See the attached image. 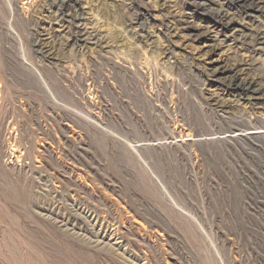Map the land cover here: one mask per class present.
I'll return each instance as SVG.
<instances>
[{
  "label": "rangeland",
  "instance_id": "rangeland-1",
  "mask_svg": "<svg viewBox=\"0 0 264 264\" xmlns=\"http://www.w3.org/2000/svg\"><path fill=\"white\" fill-rule=\"evenodd\" d=\"M0 264H264V0H0Z\"/></svg>",
  "mask_w": 264,
  "mask_h": 264
},
{
  "label": "bare ground",
  "instance_id": "bare-ground-1",
  "mask_svg": "<svg viewBox=\"0 0 264 264\" xmlns=\"http://www.w3.org/2000/svg\"><path fill=\"white\" fill-rule=\"evenodd\" d=\"M251 3H256V0H249ZM260 2V1H259ZM250 4V3H249ZM258 7V6H257ZM263 7V6H262ZM251 8H253V7H251ZM260 9V8H259ZM211 12V11H210ZM214 12V11H213ZM218 12H220V11H218ZM217 14V13H216ZM226 16V15H225ZM229 16V15H228ZM88 35V34H87ZM253 36V35H252ZM81 37V36H80ZM254 37V36H253ZM82 38H84V37H82ZM79 39V38H78ZM85 39V38H84ZM83 39V40H84ZM262 39V38H261ZM80 40V39H79ZM82 40V39H81ZM260 41V40H259ZM261 42V41H260ZM238 64V63H237ZM223 67V66H222ZM222 67H220V68H217V69H214L213 70V74H216V75H221V76H223L225 73H226V70L225 69H223ZM225 67V66H224ZM233 67V66H232ZM231 68V67H230ZM229 69V68H228ZM231 72H232V74H231V76H229L228 75V81H229V86H232V85H234L233 87H236L237 89H239L241 92H242V94H244V95H248V94H250V93H252L251 91H254L253 90V83L255 82H253V81H251V80H243L242 78L241 79H238V77H237V74H235L234 73V70H231ZM226 77V76H225ZM224 82V81H223ZM225 82H227V81H225ZM256 91V90H255ZM240 94V93H239ZM238 94V95H239ZM261 95V94H260ZM250 96V95H249ZM248 96V97H249ZM254 96V95H253ZM255 131V130H254ZM259 131V130H258ZM259 132H261V131H259ZM241 133V132H240ZM243 133V132H242ZM245 133H247V132H245ZM258 133V132H257ZM253 136V135H252Z\"/></svg>",
  "mask_w": 264,
  "mask_h": 264
}]
</instances>
